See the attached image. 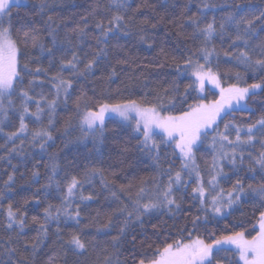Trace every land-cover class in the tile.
Masks as SVG:
<instances>
[{"label": "snow or ice", "instance_id": "6c2138e0", "mask_svg": "<svg viewBox=\"0 0 264 264\" xmlns=\"http://www.w3.org/2000/svg\"><path fill=\"white\" fill-rule=\"evenodd\" d=\"M191 5L173 0L161 4V14L153 0H98L69 26L49 14L47 0H0V160L13 170L0 189V264H264V102L253 108L264 97V6L230 4L217 22L208 13L220 5L201 0L195 11ZM21 7L23 16L13 11ZM159 24L175 38L170 51L161 47L144 62L121 43L138 37L152 49L149 29ZM166 67L175 71L150 78L149 69ZM206 85L218 90L214 98L205 95ZM61 106L72 113L65 125L74 117L78 139L92 141L86 158L102 163L113 123L128 137L120 165L131 168L126 154L136 151L151 161L152 174L96 164L66 172L48 153ZM236 110L256 118L237 122ZM205 146L211 159L201 166L197 152ZM35 148L49 156L45 173L33 166L26 185L39 187L16 200L15 174L35 158L29 151ZM96 177L100 192L85 194ZM53 191L59 203L48 200ZM105 193L106 205L92 215V203ZM33 202L42 216L29 218ZM245 205L251 219L209 231ZM68 222L65 234L61 224ZM90 226L93 240L107 239L92 245L95 260L82 261L91 255L83 238Z\"/></svg>", "mask_w": 264, "mask_h": 264}, {"label": "trees", "instance_id": "16d2710c", "mask_svg": "<svg viewBox=\"0 0 264 264\" xmlns=\"http://www.w3.org/2000/svg\"><path fill=\"white\" fill-rule=\"evenodd\" d=\"M34 2H36V0H34ZM97 2L98 0H47V3L51 9L49 14L53 16V18L56 20L58 24L61 22V20H66L69 26H75L73 23V19L75 21H80V17L82 15H87L88 12H90L92 8L95 7ZM99 2L106 3L107 0H99ZM133 2L140 3V0H133ZM153 2L157 4L158 8H160L161 4L166 3L170 5L173 2V0H153ZM179 2L184 3L185 0H179ZM200 2L201 0H192L191 6L193 11H195L196 4ZM210 2L220 5L221 7L210 10L208 13V20H211L212 17L215 16L217 22H219V18L223 14L221 8H227L228 5L233 3H244L245 0H210ZM251 2L259 6H264V0H251ZM13 11L14 12L18 11L20 16L24 15L23 7L19 9L14 8ZM142 11L145 15L151 14V11L149 9H144ZM160 11L161 14H163L162 8H160ZM73 14H75L74 17ZM149 35L155 41L154 47L152 49H148L147 44L139 43L138 37H132L127 40H121V43H127L128 47L132 50L133 54L138 56L144 62L153 59L157 55L161 47L169 51L173 47H175V38L171 35V29L169 25L159 24L157 28L149 29ZM33 55H35V53H33ZM44 66H47V61H44ZM158 71L170 72V71H175V69L167 68V67L163 70L149 69L148 72L151 73L150 78L154 77L155 73ZM118 83L119 81H117V83H113L110 87L112 89H115ZM183 83H187V80L185 79ZM37 91H39V89H37ZM214 92L218 94L217 89L212 88L210 85H206L205 95H207L209 99L214 98L212 95V93ZM73 99H75V97H73ZM260 102H264V97H257V103L253 105V108L254 109L258 108ZM71 107H72V102L69 101V108ZM57 112H58V117H57L58 122L56 124V128L58 129V131L53 132L54 140L49 142L51 144V147L48 148V153L49 154L56 153L61 168H63L69 174H76V168L74 167V165H78L79 170L82 172L83 166L88 164H96L97 166L103 167L105 169H107L109 165L124 167L126 172H132L134 170L139 169L141 170L140 175H144V176H148L152 174V169L150 167L151 161L148 160L146 155L138 153L136 151H132L126 154L127 163L131 164L132 166L131 168L127 167V164L120 165L119 161L124 158L119 155L121 152V145L125 140H127L128 137H127V133L122 132L113 123L108 124V129H109L107 133L108 139L106 143L103 146H101V152L103 153L102 163L100 160L97 159L86 158V157H91L92 155L89 151L92 148L91 139L83 140V141L78 139L81 136V132L79 130L77 121L74 117L71 126L65 125V121L69 118L70 115H72V113L64 109L63 106L58 108ZM258 116H259V112H257V117ZM234 117L237 122L248 121L250 119L256 118V117H249L247 113L241 112L239 110H236L234 112ZM225 119L226 120L232 119V117H225ZM30 127H32V125H30ZM222 128H223V124L221 123V129ZM8 130L9 129H6V131ZM0 143H3L2 135H0ZM17 143H19V141H17ZM131 143L134 145L136 142L133 140L131 141ZM206 148L207 146H205V148L202 149L201 151L197 152V159L198 162L201 164V166H203L205 160L211 159L210 155H208L206 151ZM29 151L33 153L35 158L29 157L27 160V166L25 167L24 165H21L15 174L16 200H20L22 196H30L31 193L36 190V187H39V185H36L32 188H28L26 185V181L31 175L33 166L39 169L41 176L43 177L45 173L44 165L49 162V156L47 154H40L39 148L29 149ZM168 152H169V157L171 158V150L169 149ZM4 155H5L4 149L0 148V156H4ZM21 159H22L21 157H17L12 161V163L17 164ZM141 160H143L144 162L140 163ZM176 165L177 167H179L178 160L176 161ZM12 171H13L12 168L4 160H0V189L3 188V181L7 179L6 173H11ZM20 173H24L23 179L21 178ZM61 174L63 175V173ZM40 183L41 184L45 183V180L42 178ZM225 187H228V185H225ZM100 190H101V185H100L99 177L95 178L94 187L85 185V194H87L89 191H94L99 193ZM190 191L191 189H189V192ZM105 195H107V193L101 195L100 204L92 203L91 208L89 209V212H91L92 215H95V210L98 207H103L106 205V201L104 200ZM56 196L57 194L53 191L52 195L48 197V200L54 204L59 203V200L55 198ZM3 203L6 207L7 201H4ZM113 207H115V205H113ZM185 207H188V205L186 204ZM26 211L28 212L29 218L37 213H39L41 216L43 215L42 208L37 207L34 202L30 203L26 207ZM193 211H195V209H193ZM242 212L244 213V215L241 214ZM251 218H252L251 206L245 205L241 210L234 212L231 217H228L226 221L222 220L218 225L216 224L215 221H213L209 225V231L216 230L217 232H219V230L225 228V225H227L228 230H232L233 225L238 224L241 221H246ZM2 219L3 216H0V220ZM162 219L168 220L167 217H163ZM155 222L156 221H153V223ZM172 222L173 221L168 220L169 224H171ZM61 228L63 232L67 234L69 231L72 230V222H68L67 225L61 224ZM52 230L55 231V225H53ZM149 231H151L150 227H149ZM83 232L90 234L84 236L83 238L91 242L89 245V253L91 255L90 257H81L80 259L82 261L95 260L96 253L92 252V245L97 243V240H99L102 243L103 240L107 238L100 236L97 238V240H93V236H95L96 234V226L83 228ZM30 234L34 235L35 233L33 231ZM65 238H67V236ZM44 258L45 257L43 256L41 257V259ZM70 259H73V257H70Z\"/></svg>", "mask_w": 264, "mask_h": 264}, {"label": "rangeland", "instance_id": "374dc122", "mask_svg": "<svg viewBox=\"0 0 264 264\" xmlns=\"http://www.w3.org/2000/svg\"><path fill=\"white\" fill-rule=\"evenodd\" d=\"M212 88H213V86L212 85H210Z\"/></svg>", "mask_w": 264, "mask_h": 264}]
</instances>
